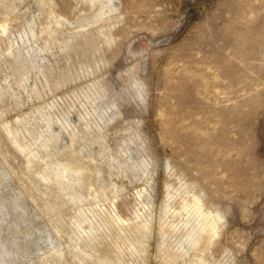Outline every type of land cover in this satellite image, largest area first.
<instances>
[{"label": "rangeland", "instance_id": "374dc122", "mask_svg": "<svg viewBox=\"0 0 264 264\" xmlns=\"http://www.w3.org/2000/svg\"><path fill=\"white\" fill-rule=\"evenodd\" d=\"M0 264H264V0H0Z\"/></svg>", "mask_w": 264, "mask_h": 264}, {"label": "bare ground", "instance_id": "6f19581e", "mask_svg": "<svg viewBox=\"0 0 264 264\" xmlns=\"http://www.w3.org/2000/svg\"><path fill=\"white\" fill-rule=\"evenodd\" d=\"M196 198V197H195ZM198 200V199H196ZM195 209L197 214L202 217L203 221L208 222L211 228L215 231V219L218 218L216 214L206 213L202 211L201 205L195 201Z\"/></svg>", "mask_w": 264, "mask_h": 264}]
</instances>
